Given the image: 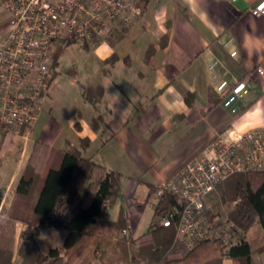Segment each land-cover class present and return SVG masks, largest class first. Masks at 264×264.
<instances>
[{
    "label": "crops",
    "instance_id": "obj_1",
    "mask_svg": "<svg viewBox=\"0 0 264 264\" xmlns=\"http://www.w3.org/2000/svg\"><path fill=\"white\" fill-rule=\"evenodd\" d=\"M258 1L149 0L125 32L86 48L106 70L101 69L99 78L90 75L86 83L103 87L95 104L83 98L88 118L79 111L65 122L52 121L41 106L30 132L14 134L0 126V230L11 238V264L52 261L38 239L28 233L27 223L6 216L34 141L64 149L66 141L79 147L80 139L88 137L89 147L83 155L118 172L119 186L126 181V226L130 236L137 238L142 235L135 236V229L144 206L156 202V185L170 178L207 139L214 138L225 122L230 120L217 134L264 125V74L257 70L264 68V13H251ZM7 29L6 18L0 37ZM112 54L117 58L104 62ZM221 78L230 83L245 79L249 84L238 102L239 110L244 107L238 115L219 101L213 82ZM98 114L103 122L95 130L90 119ZM111 205L106 211L115 221L119 211L111 217ZM151 208L148 227L155 221ZM251 235L248 238L254 245L264 243V232ZM63 236L58 232L51 246H59ZM92 247L75 264L93 262L86 258ZM252 263L264 264V250L252 254ZM221 264L233 261L221 257Z\"/></svg>",
    "mask_w": 264,
    "mask_h": 264
},
{
    "label": "built area",
    "instance_id": "obj_2",
    "mask_svg": "<svg viewBox=\"0 0 264 264\" xmlns=\"http://www.w3.org/2000/svg\"><path fill=\"white\" fill-rule=\"evenodd\" d=\"M140 0H0L8 29L0 37V126L14 134L30 132L54 76L53 53L65 40L93 48L130 27L139 18ZM251 13H264V0ZM232 55L236 51L231 52ZM264 74V68H257ZM223 94L221 104L237 113L242 94L249 90L245 79L213 82ZM264 170V125L243 132L217 134L189 158L170 178L159 182L155 195L168 192L179 198L156 225L176 219L175 239L188 248L201 241H216L221 257L230 258L233 246L247 239L246 231L228 216H208L204 200L218 183L239 171ZM109 201L102 206L107 209ZM156 207V202L152 204ZM128 235V226L121 230Z\"/></svg>",
    "mask_w": 264,
    "mask_h": 264
},
{
    "label": "trees",
    "instance_id": "obj_3",
    "mask_svg": "<svg viewBox=\"0 0 264 264\" xmlns=\"http://www.w3.org/2000/svg\"><path fill=\"white\" fill-rule=\"evenodd\" d=\"M148 1L140 0L141 10ZM71 41L65 40L56 47L53 53L55 65L59 52ZM116 58V54H112L104 62L111 63ZM103 72H106L105 68ZM81 86L86 101L95 104L101 99L103 87L100 84ZM222 95L219 94V101ZM102 122L103 117L98 114L91 117L90 126L97 130ZM229 124L230 120L216 134ZM89 143L88 137H82L79 147L66 141L65 148L58 149L34 141L6 213L9 218L28 224L41 248L52 258L50 264H72L91 243L100 246L109 242L99 236L100 233L111 235L113 228L120 229L127 225L122 208L117 220L113 221L108 219L107 211L102 206L104 201L115 202L120 174L84 156L83 151L89 147ZM2 196L3 190L0 189V200ZM231 201L234 203L222 214L221 203ZM181 203L179 198L163 192L156 197L153 218L162 217L169 207L180 206ZM204 204L208 216H228L244 231L256 226L259 232H264V170L232 173L218 183L212 194L205 198ZM176 225V219L167 226L153 222L140 236L146 238L144 242L136 244L140 237L134 238L128 233L127 238H119L113 246L118 243L120 248L128 250L124 264H221L218 242L206 240L188 248L175 239ZM58 232L64 233L63 239L59 246L52 247L50 242ZM250 238L231 248L229 257L233 264H253L252 254L264 250V243L256 246ZM11 257V238L0 230V264H11ZM107 264L116 263L110 259Z\"/></svg>",
    "mask_w": 264,
    "mask_h": 264
},
{
    "label": "rangeland",
    "instance_id": "obj_4",
    "mask_svg": "<svg viewBox=\"0 0 264 264\" xmlns=\"http://www.w3.org/2000/svg\"><path fill=\"white\" fill-rule=\"evenodd\" d=\"M6 18L7 14L0 4V26L6 22ZM128 28H126L123 32H125ZM118 35H115V37ZM101 69L103 70V68L101 67V62L98 61L92 50L81 47L75 41L67 43L58 54L54 77L49 84L46 98L42 102V107L44 108V111L48 113V117H50L52 121L55 119L56 121L65 122L66 120L78 114L79 111H81L80 114L83 116V118H88V105H83L84 97L82 95L81 85H87L86 83L91 79L90 75H92L94 78L95 76L99 78L100 75L98 74H100ZM125 183L126 181L124 180V182L119 186L117 196L118 198H116L118 199L117 202L115 204L112 203V205L108 209L109 215L111 217L117 216L118 211L120 210V205L122 206L123 210L128 209L126 204L127 195L125 193ZM216 192L217 191H215V193ZM154 196L155 195H153V197ZM153 197L150 198L151 201ZM130 200H132L131 196ZM233 203V201L222 202V214L226 212L228 207H230L229 205H232ZM151 205V202H147L146 206H144L145 210L143 212V216L136 226L135 236L144 234L147 231L149 221H151L152 219ZM216 210H218V208H216ZM123 228H113V230L111 231V235H105L102 233L99 234V236H102L104 239L109 240V242H107L106 244H101L100 246H96V244L94 243L90 244L93 247L90 249V251H88L86 255L87 259L90 257L92 258L93 262H91L90 259V264H107V260L110 259L111 262H115L116 264H124V258L128 250L120 248L118 243L117 246H113L114 244H116V240H118L119 238H127L126 235L121 234V230ZM28 233H30V235L32 236L31 231H29ZM246 233L248 238L252 236L251 234H253V236H258L261 232H259L258 227L254 226L250 230V233L248 231H246ZM140 238L136 241V244H140L146 240V238L144 237H142L141 239ZM126 248L128 249V247ZM83 252L81 253V255L83 254ZM81 255L72 264H75L81 257ZM82 260L83 261L81 262H84V259ZM172 264H178V262H173Z\"/></svg>",
    "mask_w": 264,
    "mask_h": 264
}]
</instances>
